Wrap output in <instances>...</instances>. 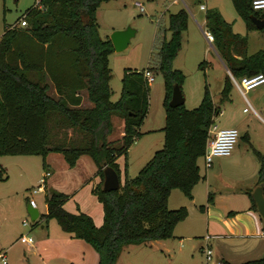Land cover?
I'll use <instances>...</instances> for the list:
<instances>
[{
	"label": "trees",
	"instance_id": "1",
	"mask_svg": "<svg viewBox=\"0 0 264 264\" xmlns=\"http://www.w3.org/2000/svg\"><path fill=\"white\" fill-rule=\"evenodd\" d=\"M108 1L111 0H39L24 14L27 27L9 26L0 38V156L45 158L50 152H62L70 167L84 154L94 159L102 184L93 192L103 204V224L97 226L93 216L86 212L69 211L65 207L68 196L57 190H47L48 214L43 216L44 222L54 218L63 230L89 243L98 253L96 264H117L129 245L175 236V227L189 216V209L170 208L169 197L174 189H180L193 199V189L202 178L199 159L206 153L211 126L224 103L230 100L234 87L230 73L226 72L219 101H215L206 85L199 106L189 109L185 104L170 105L174 85L181 86L185 78L184 72L174 67V60L182 49L183 33L190 19L185 7L171 13V36L167 39L164 35L156 67L166 84L165 145L137 176H127L119 190L105 191V167H114L120 175L117 158L128 155L149 111L146 69L126 70L120 98L111 99L110 55L115 49L110 37L102 36L97 17L101 4ZM233 3L249 30H264L251 18H264V12L253 8L252 0ZM206 26L214 35L213 44L219 55L235 77L264 73V49L249 55L247 37L236 33L221 11L208 8ZM52 86L57 97L50 93ZM82 90H87L92 107H80ZM115 115L125 122L120 147L109 140ZM62 128L78 130L82 140L55 141ZM256 152L261 163L260 184L264 182V153ZM7 178L0 175V180ZM246 192L257 211L252 189ZM208 202L214 203L213 192L209 193ZM200 209L204 211L205 205ZM222 264H264V255L241 263L223 259Z\"/></svg>",
	"mask_w": 264,
	"mask_h": 264
},
{
	"label": "rangeland",
	"instance_id": "2",
	"mask_svg": "<svg viewBox=\"0 0 264 264\" xmlns=\"http://www.w3.org/2000/svg\"><path fill=\"white\" fill-rule=\"evenodd\" d=\"M173 1L111 0L100 8L99 23L104 38L111 35V24L124 27L130 25L137 30L124 51L115 52L110 56L111 99L117 101L120 98L122 79L126 70L143 71L149 67L154 68L152 72L155 80L148 84L149 111L144 126L142 124L139 128L141 134L132 143L130 154L127 157L121 155L117 158L122 182L127 176L129 178L137 176L155 152L165 145L163 128L166 124L164 106L166 84L163 73L156 70V67L164 35L166 34L167 39L171 36L169 17L172 12L185 7L190 14V19L194 21L190 12L192 10L198 16L203 29L206 30L208 28L204 23L203 11L199 7L200 3H206L208 8L218 9L228 21L233 22V30L236 33L247 37L249 55L264 49V30H249L245 20L237 12L233 0H186L189 8L183 1L177 4ZM37 2L39 0H0V38L6 28L17 25L26 11ZM136 2H141L145 11H142ZM259 12L262 13L264 10ZM203 29L197 27L193 33L190 32V40L183 39V49L174 60V67L181 69L185 74L181 87L186 98L185 106L189 109L201 104L206 85L210 87L215 101H219L223 88L225 67L216 47L208 42ZM247 96L264 116V109L262 110L260 106L261 104L264 106V84L250 90ZM230 97V100L224 103V109L227 111L225 115L217 117V124L221 128L226 126L227 121L237 118V121H240L237 124L234 123L239 132L237 143L231 155L215 156L209 168L206 167L204 157L199 159L202 172L205 173L207 169L211 171V192L217 199L218 209L222 211L230 210L233 206L244 208L247 200L252 201L245 191L253 190L259 185L261 163L256 151H264V121L252 110L248 113L244 112L243 108L247 104L235 85ZM115 121L114 133L109 138L112 139L110 140L112 143L115 142V146L120 147L123 143L120 133L121 130L124 131L125 122L120 116H115ZM51 126L55 125L52 123ZM148 128H156V130L147 132ZM78 132L72 129L65 131L62 128L57 132L55 141L58 138H66L69 141L73 138L82 140ZM0 166L3 167L0 175L10 176L0 180V235L3 237L6 234L0 246L3 247L2 250L7 251L9 264H28L27 257L37 261L40 259L41 255L35 254L34 250L28 244L21 242L19 238L22 233L32 236L37 241L42 236V228L39 223H35L36 220L32 219L28 205L30 197L35 198L41 215L43 216L46 212L47 191H34L38 189L40 178L45 171L51 172V175L47 177V190H57L66 194L68 199L65 205L69 211L87 212L93 216L95 223L98 221V223L101 222L99 225L103 224V204L92 191L99 183L102 184V177L98 175V165L91 156L84 154L74 167H70L62 152H50L45 158L41 155H4L0 156ZM24 178L26 181H23ZM176 191L182 193L180 189ZM194 197L196 198L194 202L185 198L190 205L178 203L171 197L169 207L188 206L191 212V218L188 221H193L200 226L197 235L183 241L181 237H172L129 245L117 264H222L223 259L241 263L264 255V236L244 237L231 234L218 236L215 225H211L213 258L208 261L202 247L206 245L205 236L210 233L206 231V218L200 210V204L206 203L207 194L201 191ZM24 220L28 222L27 225H24ZM52 221L60 230L62 229L56 219ZM51 226L53 227V224ZM219 227L218 225L217 228ZM7 230H11L10 234H7ZM250 245L253 246L252 250H248L251 248ZM89 249L95 253L98 261L97 251L90 245ZM40 253L43 254L42 251Z\"/></svg>",
	"mask_w": 264,
	"mask_h": 264
},
{
	"label": "crops",
	"instance_id": "3",
	"mask_svg": "<svg viewBox=\"0 0 264 264\" xmlns=\"http://www.w3.org/2000/svg\"><path fill=\"white\" fill-rule=\"evenodd\" d=\"M173 2L176 4L179 3V1H175V0ZM105 3H107V2L102 3L101 6L99 7L98 11H97L98 22H99L100 8ZM138 3L139 2H136L137 6H138ZM181 8H178V10H180ZM207 9H208V6H207ZM206 10H202L205 24H206ZM190 12L193 15L194 21L189 19L188 28L183 33V39L184 40H187V39L190 40V32L192 31V33H193V30H195L197 27L203 29L202 23L200 22L196 13L192 12V10H190ZM172 13H174V12H172ZM229 22H231V21H229ZM231 23L233 24V22H231ZM99 25H100V23H99ZM110 27H111L112 32L115 29L125 28L124 26H120L117 24H111ZM207 30L208 29H206V30L203 29L205 36H206ZM100 32H101V30H100ZM107 37H110V34ZM182 49H183V47H182ZM182 49H181V51H182ZM115 52H113L112 54H115ZM179 54L177 55V57L179 56ZM177 57L175 58V60L177 59ZM219 57L221 58V61L225 67V73L226 72L229 73V70H228L224 60L222 59L221 56H219ZM52 87H53L52 88L53 89L52 94L57 97L58 96L57 90H56L55 86H52ZM80 94L82 96V102H81L80 107H84V108L92 107L93 102L90 100L87 90H82L80 92ZM247 99L250 101L252 106L257 111V112H254V111L253 112L264 121V116H262L261 112L256 108V106L248 98V96H247ZM245 102H246V100H245ZM246 104H247V102H246ZM260 106H262L261 109L263 110L264 106L262 104ZM224 108L225 107L223 105L222 106V112L220 115H225L227 109H224ZM244 108H243V110H244ZM250 111H247V112L244 111V112L248 113ZM115 116H117V115H115ZM115 116H113V121L115 123L114 125H116ZM217 117H216V125L218 126V128H220V126L217 124ZM237 120H238L237 118H232L231 120L226 122V126L221 127V128H228V127H235L236 128V125L234 123L237 124L238 122H240ZM143 126H144V123H143ZM155 130H156V128H148V130H146V131L152 132ZM113 133H114V131H113ZM214 133L215 132H212L211 135H214ZM123 135H124V131L121 130L120 138H122ZM109 140H112V139L109 138ZM130 150L131 149L129 148L128 155L130 154ZM263 153H264V151H263ZM209 170L210 169H207L206 172L203 173L201 170V167H200V172H201L202 178L199 181V183L195 185V187L193 189V199L188 198L183 192L179 193L178 191H176L179 189H174L171 192L169 199L171 197H173L175 200H177L178 203L190 205L189 203L186 202V199H188L191 202H194L195 201L194 199H196L194 197V195H197V192H201V191L206 192V194H207L206 203L200 204V205H205V210L204 211H202L201 209L200 210L206 218V222H207L206 231H208V233H210L209 234L210 235V240H209L210 245H211V225H215L214 228L217 230L216 235H218V236L229 235V234H231V235H242L244 237L254 236V235L264 236L262 234V230H263L262 219L260 218L258 212L253 208V202L252 201L247 200L244 208H239L237 206H233V208H231L230 210H227V211H222V210L218 209V207H217L218 204L216 203L217 199H215V196H214V203L213 204L208 202V196H209V193H211V171H209ZM120 173H121V170H120ZM6 177H10V176L7 175ZM120 178H122V177L120 176ZM126 178H125V180H126ZM125 180H124V182H125ZM23 181H26V179L24 178ZM122 181L123 180L121 179V184L124 183ZM93 189H92V191H93ZM44 190L47 191V185L44 188ZM28 206L33 207L31 204H29ZM65 207H66V205H65ZM33 208H37L39 210V205H38V207H33ZM46 208H47V210L45 213H43V215L48 214V205H46ZM77 212H79V211H77ZM190 218H191V212L189 209V216L185 220L179 222L177 224V226L175 227V230H174L175 236L173 238L181 237V241H183L187 238H192L195 235H197L196 233H197V230L200 228V226L197 225L196 223H194L193 221H188V220H190ZM53 219H50L47 223L44 222L45 217L41 215V212L39 210L38 220H40L39 224L42 228V236L39 238L38 241L34 239L35 242L33 245L26 243L31 247V249L34 250L33 252L35 254H39V256L41 255L39 261H42L43 262L42 264H96L97 263V257L95 256V253H92V251H90V249H89L90 244L86 242L87 244H89V245H87L83 239L76 238L73 233H70V232L63 230L62 227H61L62 229L60 230L56 225H54L55 223H52ZM215 220H217L218 222ZM96 223H97L96 224L97 226L102 225V224L99 225L101 222L98 223V221H97ZM52 224H53V227L51 226ZM181 224H183V225H181ZM216 224H218L220 227L217 228L218 225H216ZM10 232H11V230H7V234H10ZM23 234L24 233H22L21 235H23ZM5 236H6V234H4L3 237L0 235V245H1L2 240H4ZM23 243H25V242H23ZM250 247L251 248H249L248 250H252L253 246L250 245ZM2 249H3V247L0 246V251H4ZM202 250H203V247H202ZM41 251L43 252L44 256L42 253H40ZM45 251H46V253H44ZM27 261H28V264H41V262L34 260V259H31V258H28V257H27Z\"/></svg>",
	"mask_w": 264,
	"mask_h": 264
},
{
	"label": "built area",
	"instance_id": "4",
	"mask_svg": "<svg viewBox=\"0 0 264 264\" xmlns=\"http://www.w3.org/2000/svg\"><path fill=\"white\" fill-rule=\"evenodd\" d=\"M175 1H183L184 4L189 8V3L186 0H175ZM252 4L255 10H264V0H252ZM199 6L202 10L207 9L206 3H200ZM138 7H140L142 11H145V7L142 3L139 2ZM28 24L29 23L27 20V16L23 15L19 23H17L16 26L25 27ZM206 37L208 41L211 44H213L214 35L211 31L209 30L206 31ZM229 73L232 78L233 84L238 88V90L241 92V94L243 95L244 99L247 102V106L244 108V111L247 112V111L252 110L254 112H257L255 108L252 106V104L250 103V101L247 99V93L250 90L264 84V73L259 72L253 75H245L240 78L235 77L231 72ZM144 75L147 78L148 83L149 82L151 83L155 80L153 72L150 69H146L144 71ZM212 132H215V133L214 135H211L210 139L208 140L206 153L204 155L205 164L207 168L212 166V162L215 156L231 155L237 143L238 136H239V132L237 128L235 127L218 128L216 123H214L211 126L210 134ZM50 175H51L50 171H45L43 173V175L40 178L38 189L34 190L35 192H40L44 190V188L46 187L47 177ZM30 204L33 207H38V203L35 198H30ZM23 223L24 225L28 224L26 220H24ZM262 234H264V228L262 230ZM205 239H206V245L203 246V250L206 253L207 260L210 261L213 258V249L211 245L209 244L210 235H206ZM20 240L30 245H33L35 242L32 236H28L26 234L21 235ZM8 263L9 262H8L7 252L0 251V264H8Z\"/></svg>",
	"mask_w": 264,
	"mask_h": 264
},
{
	"label": "water",
	"instance_id": "5",
	"mask_svg": "<svg viewBox=\"0 0 264 264\" xmlns=\"http://www.w3.org/2000/svg\"><path fill=\"white\" fill-rule=\"evenodd\" d=\"M251 18L258 28H262L264 26V18H260L257 15H251ZM136 33L137 30L130 25L125 28L115 29L110 35L115 51H124L129 46ZM185 101L186 98L183 90L180 84L176 83L173 87L170 105L172 107H177L185 104ZM120 188L121 178L118 171L112 166H106L104 169L103 189L105 191H114L119 190ZM251 195L256 202L257 212L262 219V225L264 228V182L260 183L258 187L253 189ZM28 209L32 219L37 220L39 217V210L31 206H28Z\"/></svg>",
	"mask_w": 264,
	"mask_h": 264
}]
</instances>
